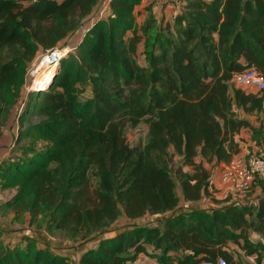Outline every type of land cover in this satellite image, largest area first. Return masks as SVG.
Returning <instances> with one entry per match:
<instances>
[{
  "label": "trees",
  "instance_id": "16d2710c",
  "mask_svg": "<svg viewBox=\"0 0 264 264\" xmlns=\"http://www.w3.org/2000/svg\"><path fill=\"white\" fill-rule=\"evenodd\" d=\"M105 1L0 0V130L37 55L57 49L108 4L57 63L50 83L29 92L10 153L0 162V192L16 190L1 207L16 220L29 214L31 226L73 242L108 229L121 207L130 219L170 214L160 225L99 237L78 264H150L138 260L150 245L161 251L156 264L219 258L263 264L264 180L255 181L263 194L254 202L218 200L204 163H231L241 151L235 136L255 128L238 117L234 102L259 114L256 132L264 135V91L237 87L232 96L229 89L235 73L255 68L264 75V0H187L162 28L151 8L139 25L143 0ZM143 37L145 65L137 58ZM142 122L148 141L131 147L125 127ZM176 156L181 166L174 177ZM205 197L225 204L178 212L182 199ZM0 264L76 263L25 235L12 245L0 239Z\"/></svg>",
  "mask_w": 264,
  "mask_h": 264
},
{
  "label": "rangeland",
  "instance_id": "374dc122",
  "mask_svg": "<svg viewBox=\"0 0 264 264\" xmlns=\"http://www.w3.org/2000/svg\"><path fill=\"white\" fill-rule=\"evenodd\" d=\"M102 5V4H101ZM82 36V27H80L75 33H73L71 36H69L57 49L55 50H60L63 52H71L74 50V47L77 43V41L80 40ZM67 48H64L66 47ZM51 52H46V51H41L38 55L37 58L35 59V62L31 65L30 70H29V76L26 85L24 86L23 92H22V97L18 101V103L14 106L11 114L6 117V119L3 122L2 128L0 130V159L3 157L7 152H10L11 147L14 143L15 135L17 134L18 128H19V114L21 113L25 102L27 100L28 94L31 90H34V86L36 87H41L44 88L48 83H50V80L52 79V75L55 73L56 67L54 66H48L50 60L45 57V55L50 54ZM67 53V54H68ZM66 54V55H67ZM43 58H45L43 60ZM139 62L141 64H147L146 62V57L144 54V51L137 57ZM43 61V62H42ZM57 65V63H56ZM40 66L39 73L37 75H34V73L38 67ZM37 77V78H36ZM36 81V83H34ZM38 81V82H37ZM35 84V85H33ZM237 88V85L234 83L233 79L229 81V89H230V94L234 96L235 90ZM233 109L235 110L236 114L239 117L247 116L248 119L251 122H254L256 126H254V129H251L250 127H246L244 129V135L246 136L247 134H250L252 140H256V146L251 145V146H243V149H247L246 153L244 155V159H247L251 154H263L264 155V135L259 134L256 132V130H259L261 128V122H260V116L257 112L251 113V112H246L244 109L240 108L237 106V104L234 102ZM257 121V122H256ZM149 130H148V125L146 122H142L138 126H131L127 125L124 130V136L126 138L127 143L131 147H139V146H144L149 138ZM264 133V130H263ZM225 163V162H223ZM171 170H172V175L177 177V170L181 166V158L179 156L174 157L171 162H170ZM214 167L217 166V163L213 165ZM213 167V168H214ZM185 171H191L192 167H184ZM178 182V179L175 178ZM92 181L94 183L97 182V178L92 175ZM260 188L263 190V184L259 182ZM258 185V186H259ZM255 186V183L252 184V186L246 191L243 192L244 194H239V192H236L234 194L235 198H233L231 195L225 196V198H230L232 202H239V199L242 200V203H249L252 201V194L255 192L253 187ZM14 191V192H12ZM12 191H4L0 192V201L7 200L9 199L13 193L16 192L15 189ZM178 192H180V187H178ZM246 194V195H245ZM223 196V195H222ZM245 196V197H244ZM224 198V199H225ZM195 205L189 204L185 205L182 208V211L192 209L194 208ZM168 218V215H162V214H151L148 213L145 216L137 219H130L126 216L124 213L123 207H121V214L119 218L105 231H103L100 234L95 235L96 237H93L91 239H88L86 241H82L81 239L77 242L73 241H67L69 239L65 238L64 236H61L59 234L57 235H52L56 238H58L65 249H74V251H79L84 249L87 246H90L93 244V240H96L99 237L102 236H110L113 235L117 232L126 230L128 228H131L133 225H149V226H154V225H160L165 219ZM253 240L257 238H252ZM67 241V243H66ZM161 251L157 250L154 248L153 245L149 246V253L144 254L146 255L149 260L148 262H152L153 264L158 262V259L156 256L160 254ZM243 260L247 258V260H252L250 256L243 255L242 254ZM248 262V261H247Z\"/></svg>",
  "mask_w": 264,
  "mask_h": 264
},
{
  "label": "crops",
  "instance_id": "0c3cea01",
  "mask_svg": "<svg viewBox=\"0 0 264 264\" xmlns=\"http://www.w3.org/2000/svg\"><path fill=\"white\" fill-rule=\"evenodd\" d=\"M186 2H187V0H143V2L139 6H137V8H136V13L138 15V23L140 26H142L144 24V22L147 20L149 13H150L149 8H151L159 28L165 27L167 24H172L174 22L175 16L177 15L178 12H180L182 10V8L186 4ZM97 9L98 8H96L94 10V12L91 14V16L88 17V19L86 20V23L91 22V20L93 18V14L96 13ZM140 33L142 34V31H140ZM144 50H145V37H143L142 42L138 46L137 57ZM240 118L249 120L247 116H243ZM250 123L253 126H256L254 122L250 121ZM244 129L245 128H243L240 131V133H238L235 136L236 141L240 144L241 151H240V153L235 155V157L233 158L231 163H229V164L223 163V162H219V163H217V162H212V163L205 162L204 163L205 167L211 173V184L213 186V188H211V190H212L215 198L218 200L224 199L225 196H227V195H231L233 198H235L234 194H236V192H234V190H233V184H234L233 180L232 181L231 180L225 181L223 179L224 168L227 165L233 164L235 162H239L240 160L244 159V155H245L246 150H247V149L246 150L243 149L244 145L245 146H248V145L251 146L253 144H254V146L257 145L256 144L257 141L252 140L250 134H247L246 136L244 135ZM9 153L10 152H7L3 157H1L0 162ZM215 163H217V166L214 167L213 165ZM258 185H259V183L255 182V186L253 187L255 192L251 195L252 196V202H254L259 195L263 194V190L260 188V185L259 186ZM6 191H12V190H6ZM2 192H4V191H2ZM12 192H14V191H12ZM239 194H244V193L239 192ZM7 200L0 201V239L5 244L12 245L14 243L21 241L22 237L25 235L31 236V237L38 240L40 246H43V247L50 246L57 253L69 254L72 257L73 261L76 264H78V261L80 259L81 254L89 248L96 247L99 240L101 239V238H97L96 240H93V244L85 247L82 250H79L78 252L74 251V249L73 250L72 249H65L66 247H64V245L62 244V242L58 238L52 236L51 234H49L45 230H38L35 227L31 226L29 224V219H30L29 214H25L23 219H21V220H16V214L13 210L3 209L1 207L2 204ZM238 203H242V200L239 199ZM186 204L187 205L193 204V205H195V208H198V209L210 210L214 207L223 206V204H225V203L216 204L210 198H206V197L204 199L200 200L199 202H186L182 199L180 202V206H179L180 209H178V212H181L182 208ZM164 215L170 216V214H168V213L164 214ZM251 238H257L256 241L262 240L261 237L259 236V234L255 233V232L251 233ZM67 241H70V240H67ZM67 241H66V243H67ZM254 241H255V239H254ZM241 254L245 255L243 252H241ZM250 258H252V260H247V258H245L244 261L245 262L248 261V263H253L254 257L251 256ZM138 260L141 262H147V263L153 264L152 262H148L149 258L143 254L139 256ZM263 264H264V262H263Z\"/></svg>",
  "mask_w": 264,
  "mask_h": 264
},
{
  "label": "built area",
  "instance_id": "2783aa9c",
  "mask_svg": "<svg viewBox=\"0 0 264 264\" xmlns=\"http://www.w3.org/2000/svg\"><path fill=\"white\" fill-rule=\"evenodd\" d=\"M107 9H108V4L107 3L103 4L94 17L105 16ZM94 17L92 18L91 22L89 23L84 22V24L81 26L82 34L87 30L89 25L93 22ZM52 53L60 57L62 54H66L68 52L53 50L50 54ZM233 81L237 85V87L242 88L246 91H254V92L264 91V75L261 74L255 68H249L247 70H244L243 72L235 73L233 76ZM223 179L225 181L233 180L234 192H241V193L246 192L257 179L264 180V155L251 154L247 159H243L240 160L239 162H235L233 164L227 165L224 168ZM202 264H227V263L224 258H219L215 261L213 260L204 261Z\"/></svg>",
  "mask_w": 264,
  "mask_h": 264
},
{
  "label": "water",
  "instance_id": "95a60500",
  "mask_svg": "<svg viewBox=\"0 0 264 264\" xmlns=\"http://www.w3.org/2000/svg\"><path fill=\"white\" fill-rule=\"evenodd\" d=\"M66 54H67V53H66ZM66 54H62L60 57L57 56V55L54 54V53L49 54V55L51 56V58H52V63H50V64H54V63H56V62H59V61L61 60V58H63ZM33 85H35V84H33Z\"/></svg>",
  "mask_w": 264,
  "mask_h": 264
},
{
  "label": "bare ground",
  "instance_id": "6f19581e",
  "mask_svg": "<svg viewBox=\"0 0 264 264\" xmlns=\"http://www.w3.org/2000/svg\"><path fill=\"white\" fill-rule=\"evenodd\" d=\"M45 57H47L49 60H50V62H49V64H48V66H55L56 67V64H50V63H52V58H51V56L50 55H45ZM45 58H43V60H44ZM43 62V61H42ZM39 69H40V66L38 67V69L34 72V73H32V74H34V75H37L38 73H39ZM37 78V77H36ZM38 82V81H37ZM35 83H36V81H35Z\"/></svg>",
  "mask_w": 264,
  "mask_h": 264
}]
</instances>
